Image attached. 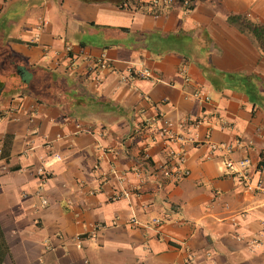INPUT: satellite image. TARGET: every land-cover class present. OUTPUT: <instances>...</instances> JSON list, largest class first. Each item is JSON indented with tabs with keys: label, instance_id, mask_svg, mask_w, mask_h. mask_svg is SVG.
I'll use <instances>...</instances> for the list:
<instances>
[{
	"label": "crops",
	"instance_id": "0c3cea01",
	"mask_svg": "<svg viewBox=\"0 0 264 264\" xmlns=\"http://www.w3.org/2000/svg\"><path fill=\"white\" fill-rule=\"evenodd\" d=\"M132 1L0 0V264H264V192L207 145L264 173V54L227 21L264 23V0Z\"/></svg>",
	"mask_w": 264,
	"mask_h": 264
},
{
	"label": "built area",
	"instance_id": "2783aa9c",
	"mask_svg": "<svg viewBox=\"0 0 264 264\" xmlns=\"http://www.w3.org/2000/svg\"><path fill=\"white\" fill-rule=\"evenodd\" d=\"M160 1L159 0H148L147 3L150 5H156ZM64 50L68 53L71 52L69 45L64 46ZM68 55V54H67ZM70 58L72 55H68ZM107 66V60L103 57V54L98 55L95 59H93V71L97 72V69L103 68ZM139 76L147 77L149 76V71L147 69H142L138 71ZM149 127L154 128L155 134L163 137L165 140H181L180 135H176L175 132L170 128V123L161 118V123L159 125L155 124L153 119L149 123ZM208 145V155L214 154H226L224 159V165L228 170V174L244 189L249 191H257L264 192V173H261L256 179H252V175L250 173V160L247 156H242L240 158H232L229 153L231 151V145L227 142H213L210 141L207 143ZM58 158L59 156L56 155ZM167 159L169 164L165 161L159 162L156 164L157 169H159L165 175H171L172 179H178L187 173V169L183 166L184 156L179 150H175L172 148H167ZM37 173H42V166L37 167ZM121 193L113 194L114 197L120 196ZM123 195L127 193L122 192ZM43 199V198H42ZM153 223H158L159 219L157 217H153L151 219Z\"/></svg>",
	"mask_w": 264,
	"mask_h": 264
},
{
	"label": "trees",
	"instance_id": "16d2710c",
	"mask_svg": "<svg viewBox=\"0 0 264 264\" xmlns=\"http://www.w3.org/2000/svg\"><path fill=\"white\" fill-rule=\"evenodd\" d=\"M124 1L127 2V0ZM137 4H141V2H137V0L132 1L133 8H135ZM227 21L231 25L235 26L238 30L246 34L255 43L261 54H264V23L255 21L247 17L246 15L240 14H229L227 16ZM4 40H8V38H5ZM5 52V50L0 49V81H2L4 85L6 84L7 86H13V84L17 83L15 81L16 75L14 74L13 66L10 65L8 63V60L4 58L6 56ZM22 87H24V83H20L15 86V92ZM6 141L7 138L4 137L3 144L0 149L1 156L5 155L6 153ZM6 249L7 245L3 237L2 229L0 227V263L4 254L6 253Z\"/></svg>",
	"mask_w": 264,
	"mask_h": 264
},
{
	"label": "water",
	"instance_id": "95a60500",
	"mask_svg": "<svg viewBox=\"0 0 264 264\" xmlns=\"http://www.w3.org/2000/svg\"><path fill=\"white\" fill-rule=\"evenodd\" d=\"M17 69H18L19 73L22 74V72H23V70H24L23 67L18 66ZM1 93H2V86L0 85V94H1Z\"/></svg>",
	"mask_w": 264,
	"mask_h": 264
}]
</instances>
